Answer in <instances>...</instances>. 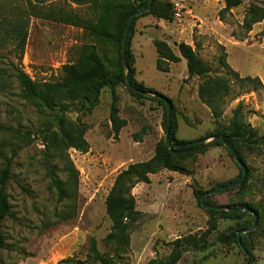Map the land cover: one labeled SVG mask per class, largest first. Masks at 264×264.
<instances>
[{"label":"rangeland","instance_id":"1","mask_svg":"<svg viewBox=\"0 0 264 264\" xmlns=\"http://www.w3.org/2000/svg\"><path fill=\"white\" fill-rule=\"evenodd\" d=\"M175 1L184 5L182 18L173 15L172 20H164L162 27L155 24L146 28L139 46L134 41L140 17L137 18L131 51L135 55L134 50L140 49L137 66L144 84L172 99L176 137L198 141L211 137L229 121L232 109L239 102L243 104L247 122L259 136L263 135L264 20L255 23L248 34L240 26L249 4L261 0H243L231 9V14H226L224 21L219 18L224 0H171ZM34 4L37 11L32 14ZM60 8L74 9L84 18L93 16L87 2L0 0V125L21 131L16 134L0 130V168L4 166L5 156H12L14 149L17 150L12 160V177L7 182L13 216L3 222L6 247L0 249V264H66L61 261L66 257L84 259L92 236L101 252L113 253L112 247L103 242L112 226L105 199L119 172L132 162L152 157L158 142L165 138L164 105L152 94L143 97L132 94L124 80L115 87L118 115L126 120L118 133L110 121L113 97L108 87L102 90L100 101L91 113L85 115L76 109L67 112L74 120L81 116L88 126L85 137L89 150L82 152L74 147L67 150L78 174L71 165L66 167L59 156L48 155L38 132L51 113L23 96L15 72L17 67L22 68L38 83L56 81L62 76L63 65L76 61L82 44L93 40L82 26L41 15ZM19 17L29 21L23 54L10 32ZM189 18L196 21L189 23ZM199 23L212 34L200 33ZM185 24L188 25L185 30L177 31ZM155 39H167L176 51L180 41L189 42L214 74L226 70L220 69L218 62V55L224 50L233 69L242 76H259L263 86L252 89L235 82L225 112L216 121L209 106L199 97L201 78L189 76L184 57L172 63L169 71L157 68ZM108 54L117 53L109 50ZM240 150L250 172L247 184L243 189L217 192L208 200L217 204L247 201L259 208L260 221L247 236V242L254 257L252 264H264V146L251 144L241 146ZM47 158L51 164L58 163V176L66 181L63 199L51 186ZM61 158H67L66 153ZM181 164L186 171L163 168L152 175L151 182H138L132 188L143 216L132 231L129 251L117 258V264H146L151 259L167 261L174 248L173 241L188 235L195 236L198 245L184 246L177 264L245 263L246 255L231 234L249 221L251 225V217L211 216L193 192L194 188L209 190L236 180L241 166L224 145L208 146L181 160ZM212 224L214 227L207 231Z\"/></svg>","mask_w":264,"mask_h":264},{"label":"trees","instance_id":"2","mask_svg":"<svg viewBox=\"0 0 264 264\" xmlns=\"http://www.w3.org/2000/svg\"><path fill=\"white\" fill-rule=\"evenodd\" d=\"M44 1L45 0H30V2ZM70 1L74 3H90L93 16L91 18H84L74 9L65 10L64 8L58 10L50 9L41 15L58 21L82 26L84 30L92 36L93 40L82 44L76 61L63 65L62 76L56 81L35 82L27 72L19 67L16 68L15 75L20 84L23 96L27 100L35 103L39 108L48 110L51 113V118L45 120L44 126L38 132L48 155L59 156L60 161H63L66 167L67 165H71V168L78 174V170L72 160H70L67 150L70 147H74L82 152H87L89 150L90 145L85 137L88 126L87 123L82 120L81 116H78V118L74 120L67 115V112L76 109L85 115L91 113L100 101L102 90L108 87L112 90L113 103L111 105L110 121L112 122L115 132L118 133L121 127L126 124V120L119 117L118 108L115 104V87L120 82L126 81L125 66L122 58V42L130 14L140 7L146 6L149 0ZM224 1L225 6L219 11V18L223 21L226 19V14H231V9L240 5L243 0ZM172 6L173 3L171 0H154L150 10L136 15L133 19L128 37V64L132 83L142 90L156 91L146 86L143 82L138 81L135 77V55L131 51V40L135 30V21L137 18L146 15H154L164 20H172ZM36 11L37 8L34 4L31 8V12L35 14ZM262 20H264V0L260 2L254 1L247 7L240 26L243 31L248 34L252 30L253 25ZM28 25V19L19 17L14 20L10 29L12 39L16 41L21 54L25 51ZM234 34L235 32L233 31V35ZM154 44L158 53L156 66L159 70L169 71L170 64L179 62L182 57L187 60L189 76L197 75L201 78L198 85L199 97L209 106L212 116L216 121L220 120L225 112L227 97L232 93L233 84L235 82L248 85L252 89L263 86L259 76H242L237 70L233 69L227 62L226 51L224 50L218 55V62L220 69L225 68L226 70H223L221 74H214L212 67L202 58L192 44L185 41H180L178 43L181 56L177 55L171 45L165 40L155 39ZM109 50L117 54L109 55ZM129 90L136 96H145L130 88ZM168 98L171 101L172 110H174L173 101L170 97ZM155 99L164 105L166 110L165 120L167 121V107L165 102L159 98ZM176 128L177 124L173 112L171 138L173 141L180 144L177 149L171 150L164 138L158 142L156 152L152 157L147 160L130 163L116 176L114 184L105 199L106 211L112 221V226L110 232L103 239L106 245L112 247L113 253L107 251L101 252L98 248L97 239L92 236L89 239L88 251L84 259L70 256L62 259L61 261L63 263L117 264V258L122 257L123 254L129 251L132 231L136 223L143 216V212L137 208L136 197L131 191L135 184L138 182H151L150 175L157 173L163 168L179 172L186 171L185 167L181 164V160L195 155L197 152H202L208 147L196 150L195 148L200 146L206 138L199 139V141L198 139H178L175 135ZM0 130L16 134L21 133L19 129H13L6 125H0ZM211 135L225 136L244 163L245 161L240 150L241 146L249 147L251 144L264 146V134L259 136L255 129L247 122L242 102H239L238 105L232 109V115L229 121L221 125L217 131ZM22 137L26 136L22 135ZM213 145L224 144L217 140L212 142L209 146ZM16 152L17 150L14 149L12 156H5L4 166L0 168V249L6 247L3 222L5 218L13 216L12 205L7 190V182L12 177V160ZM64 153H66L67 158H61ZM47 161H49L48 173L51 178V186L56 188L59 198L63 199L67 192L66 181H63L58 176V163L51 164L49 158H47ZM242 174V169H240L239 176L236 180H239ZM249 178L250 172L247 168V176L243 183L236 187L243 189ZM229 182H225L224 184ZM236 187L227 188V190H232ZM205 191L206 190L198 188L193 189L195 196L199 200ZM209 197H211V195L206 197V202L217 204L208 200ZM228 205L234 207L249 206L257 212L258 220L260 221L261 211L256 205L247 201L229 203ZM207 211L211 216L220 214L237 219L250 216L251 223L254 219V216L249 212H232L214 209H207ZM248 225H250V221L242 228ZM213 227L212 224L207 231H210ZM242 228H239L235 232L233 231L231 234L232 240L236 243H238L237 232ZM251 233L252 231L242 234V241L250 253L251 247L247 242V236ZM173 244L174 248L167 257V261L165 259H151L146 264H177L183 255L184 246L191 244L198 245V240L195 236L188 235L186 237L176 238ZM253 259V254H251L249 264L253 263Z\"/></svg>","mask_w":264,"mask_h":264},{"label":"water","instance_id":"3","mask_svg":"<svg viewBox=\"0 0 264 264\" xmlns=\"http://www.w3.org/2000/svg\"><path fill=\"white\" fill-rule=\"evenodd\" d=\"M153 2L154 0H149V3L146 6L140 7L139 9H137L135 12H133L132 14H130L129 18H128V22H127V26L125 29V33H124V37H123V42H122V58H123V63L126 69V82L129 86V88L135 92L141 93V94H145V95H149L152 94L155 97L163 100L166 104L167 107V121H166V133H165V139L166 142L169 146V148L171 150H175L177 149L180 144L173 141L171 138V128H172V105H171V101L170 99L165 96L162 93H159L157 91H147V90H142L140 88H137L136 86H134V84L132 83L131 80V73H130V68H129V64H128V56H127V47H128V37H129V33H130V29H131V25L133 22V19L136 15L141 14L147 10H150L153 6ZM221 141L223 142V144L226 146V148L228 149V151L230 152V154L233 156L234 160L241 166L242 169V177L239 180L233 181V182H229L227 184L224 185H219L217 187L211 188L209 190H206L200 198V202L202 204L203 207L207 208V209H214V210H227V211H232V212H249L254 216L253 222L251 223V225L240 229L237 232V240L238 243L240 245V247L242 248V250L245 252L246 254V260L244 264H249L250 260H251V253L248 251V249L246 248V246L244 245L243 241H242V234L246 233L248 231L253 230L258 222V214L257 212L247 206V207H234L228 204H210L208 202H206V197L208 195H212L215 194L217 192H220L222 190H225L227 188H232V187H236L239 186L243 183L245 177L247 176V167L246 164L242 161V159L240 158V156L238 155V153L235 151L234 147L231 145V143L225 138V136L222 135H213L211 137L206 138V140L200 145L197 146L195 149L196 150H200L201 148L207 147L210 144H212V142L214 141Z\"/></svg>","mask_w":264,"mask_h":264},{"label":"crops","instance_id":"4","mask_svg":"<svg viewBox=\"0 0 264 264\" xmlns=\"http://www.w3.org/2000/svg\"><path fill=\"white\" fill-rule=\"evenodd\" d=\"M188 10L192 13V8L191 7H189L188 8ZM193 15V14H192ZM187 21L189 22V23H191V21H193V22H195L196 20H194V19H187ZM164 23V19H162V18H158V17H156V16H154V15H146V16H142V17H140V19H139V21H138V26H137V28H136V35H135V39H134V41H136V45L137 46H139V40H141V38L144 36V35H146V28H148V29H150L151 27H153L155 24H158L159 26H161L162 27V24ZM185 26H187L188 27V25H183L181 28H177V31H183V30H185V28H187V27H185ZM202 26V28H201V30H200V33H210V34H212V32H211V30H209V29H206V28H204L203 27V25L202 24H198V27H201ZM162 40H165V41H167L168 43H169V41L167 40V39H162ZM154 43V42H153ZM187 43H189V42H187ZM170 44V43H169ZM155 45V44H154ZM172 47V46H171ZM173 50H174V52L177 54V55H179V56H181V54H180V51H179V49H178V51H176L174 48H173ZM139 51H140V49L138 50H134V53H135V68H136V75H135V77H136V79L138 80V81H140V82H143L144 83V81H142V79H140V74H141V70L138 68V66H137V61H138V57H139ZM172 65V63L170 64V68L172 67L171 66ZM189 74V73H188ZM147 86V85H146ZM121 134V133H120ZM119 134V135H120ZM143 140H144V142L145 141H147V137L146 136H144L143 138H142ZM152 175L153 174H151L150 175V178L152 179ZM48 264H50V263H48Z\"/></svg>","mask_w":264,"mask_h":264},{"label":"built area","instance_id":"5","mask_svg":"<svg viewBox=\"0 0 264 264\" xmlns=\"http://www.w3.org/2000/svg\"><path fill=\"white\" fill-rule=\"evenodd\" d=\"M173 15L174 17L180 19L183 16L184 12V5L181 1H175L173 2Z\"/></svg>","mask_w":264,"mask_h":264}]
</instances>
